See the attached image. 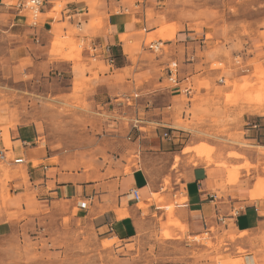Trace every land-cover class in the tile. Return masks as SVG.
<instances>
[{
  "label": "crops",
  "instance_id": "obj_1",
  "mask_svg": "<svg viewBox=\"0 0 264 264\" xmlns=\"http://www.w3.org/2000/svg\"><path fill=\"white\" fill-rule=\"evenodd\" d=\"M123 1L45 0L40 18L32 24L26 11L19 12L11 4L21 0H0V41L3 39L5 43V51L0 53V79L21 81L49 72L61 76L59 68L67 66L70 77L69 93H64L67 96L73 89V77H82L75 73V67L95 64L91 73L85 72L83 78L90 79L101 97L118 102V98L127 95H145L148 99L158 96L164 102L160 107H149L145 112L146 121H136L131 126L135 130L125 131L124 136L131 132V139L120 151L124 162L116 174L99 179H86L83 173L50 165L52 157L38 145L35 127L13 125L9 112L0 102V152L5 159L2 163L10 169L9 190L19 205L18 208L15 204V210L10 211L17 212V217L0 221V240L10 237L20 226L19 210L39 213L57 203L67 204L71 211L81 213L82 219L99 235L118 242L132 240L143 233L160 234L161 226L167 223L169 204H173L172 218L183 227V231L167 227L175 238H195V231L212 225L231 224L233 231L239 234L264 226V179L256 182L257 178H264V154L260 153L264 150V114L246 112L238 125H231L229 131H237L241 134L239 140L245 143L237 149L240 158H228L227 152L215 153L213 163L208 164L193 152L183 153L185 148L200 144L195 141L196 129L208 133L213 129L209 121L195 122L189 128L176 124L178 118L188 122L192 119L187 111L194 104H186L183 97L191 96L187 99L191 100L197 96L198 103H211L217 98L213 95L214 79L220 72L210 69L211 42H206L203 30L183 26L178 30L175 26L160 28L158 36L170 41L161 42V47H166L168 52L161 53L155 62L158 72L154 73L149 63L135 61L125 41L120 40L122 36L139 32L147 35L157 30V27H148V1H144L145 6L135 3L131 10ZM130 1L133 0L124 2ZM257 1L264 12V0ZM57 6L58 13L54 11ZM119 7L121 13L117 14ZM97 18L102 20L101 27L92 24ZM259 26L253 29L251 40L245 39L240 55L231 52L233 61L243 56V64L254 62L264 67V37L260 36L264 26L261 29ZM72 29L78 32L76 41L83 44L79 60L52 55L55 37L66 36ZM228 49L234 51L231 46ZM171 60L178 63L176 86L168 84L164 72ZM251 70L246 66V70L240 72L250 73ZM195 80L207 82L210 91L197 88ZM142 123L145 125L137 126ZM165 132L170 135L168 140L162 137ZM187 133H190L189 139H178ZM132 149L139 168L125 174L123 167ZM175 158L179 159L177 165ZM18 159L22 163L14 164ZM218 163L240 167L237 181L234 173L227 175ZM246 163L251 167L244 168ZM132 189L138 190L139 203L129 195ZM153 195H159L162 201L153 200Z\"/></svg>",
  "mask_w": 264,
  "mask_h": 264
},
{
  "label": "rangeland",
  "instance_id": "obj_2",
  "mask_svg": "<svg viewBox=\"0 0 264 264\" xmlns=\"http://www.w3.org/2000/svg\"><path fill=\"white\" fill-rule=\"evenodd\" d=\"M124 1V6L128 5L131 10L135 3L145 6L146 0ZM147 1L148 27H157V30L147 35L139 32L122 36L120 40L125 41L128 53L133 55L135 61L149 63L154 67V73H157L155 62L168 49L161 47L159 51L152 52L148 45L151 42L170 41L158 36L160 28L175 26L178 30L183 26L206 32L205 40L211 42L212 46L208 50V56L213 57L210 69L220 72L214 79L216 85L213 95L217 98L210 99L211 103H198L197 96L191 100H187L191 96L183 97L186 104H194L187 111L192 119L188 122L178 118L176 124L189 128L195 122H210L213 128L211 132L195 130V141L214 151L209 160L202 158L208 164L213 163L212 156L215 153L222 155L227 152L228 158H232V154L240 158L237 149L245 146V143L239 140L241 134L229 130L231 125L239 124L246 112L264 114V67L261 63L243 64V56L236 59L240 65H235L232 53L240 55L239 50L245 44V39L251 40L256 25L260 24V29L264 26V12L260 2ZM11 4L14 6L17 2ZM121 7L115 13H121ZM59 10L58 6L54 9L57 13ZM92 24L101 27L103 23L97 18ZM77 33L72 29L66 36H56L51 54L63 59L79 60L83 44L76 41ZM260 36L264 37V32ZM229 46L234 51H230ZM4 47L2 39L0 53L5 51ZM173 61H169L168 65ZM245 65L252 69L250 73L240 72L246 70ZM90 66L80 64L75 67V73L82 77H73V89L67 96L64 95L69 93L70 85L67 66L59 68L61 76L49 72L39 78L27 77L21 81L0 79V102L9 112L13 125L27 124L35 127L38 145L52 157L50 165L73 173H83L86 179H99L116 174L117 168L124 162L120 158V151L126 146L124 143L127 144L131 139V132L124 136L125 131L135 130L131 126L136 121H146L145 112L149 107H160L164 102L158 96L148 99L145 95L123 96L118 98V102H114L116 99L103 98L97 94L95 86L90 84V79L83 78L85 72L91 73L95 64ZM164 72L168 81L167 68ZM93 76L96 78L95 73ZM195 81L197 88L210 91L207 82ZM143 123L137 126L145 125ZM189 138L190 133L178 137L181 140ZM260 153L264 154V150ZM134 154L135 150H130L123 173L128 174L139 168ZM178 162L179 159L175 158L174 164ZM218 166L225 168L227 175L234 173L237 181L240 167H229L225 163H218ZM243 167L251 166L246 163ZM9 173L8 166L0 162V221L17 217V212H10L15 210L18 202L12 190H9ZM258 179L264 178H257L256 182ZM228 183L232 182L228 180ZM153 200L161 202L162 198L153 195ZM181 202L177 201L178 204ZM172 214L173 204H169L167 223L161 226L160 234L143 233L132 240L118 242L114 238L99 235L82 219L81 213L71 211L65 203H57L50 210L39 213H21L19 210L21 223L24 224L20 223L15 233L0 240V264H264V226L242 235L235 233L231 224L212 225L195 231V238L184 240L175 238L167 231V227L183 231Z\"/></svg>",
  "mask_w": 264,
  "mask_h": 264
},
{
  "label": "built area",
  "instance_id": "obj_3",
  "mask_svg": "<svg viewBox=\"0 0 264 264\" xmlns=\"http://www.w3.org/2000/svg\"><path fill=\"white\" fill-rule=\"evenodd\" d=\"M158 1H161V0H158ZM44 2L45 0H21V2L14 5V7L19 12L26 11L29 14V19L31 20V23L36 24V22L41 16V8ZM148 49L151 50L152 52L159 51L161 49V41L151 42L148 45ZM235 65H240V64L236 61ZM177 73H178V66H177V63L173 61L167 66L168 82L170 83V85L176 86V84L178 83ZM162 137L168 140L170 135L167 132H165ZM4 161H5L4 156L2 152H0V162H4ZM13 163L21 164L22 160L18 159V160H15ZM129 195L131 196L134 202L139 203L141 201L140 195L137 189L130 190ZM81 208H84V206L82 205Z\"/></svg>",
  "mask_w": 264,
  "mask_h": 264
},
{
  "label": "bare ground",
  "instance_id": "obj_4",
  "mask_svg": "<svg viewBox=\"0 0 264 264\" xmlns=\"http://www.w3.org/2000/svg\"><path fill=\"white\" fill-rule=\"evenodd\" d=\"M247 87V86H246ZM212 148L211 147H208L207 145L205 144H200L198 146H195L193 148H185L183 153H188V152H193L195 153V156L197 158H207L209 160V158L211 157V153H212ZM214 152V151H213ZM230 157L232 158H237V156L235 155H231ZM196 158V159H197ZM206 162V161H205ZM195 163V162H194ZM193 164V163H192ZM224 166V165H222ZM174 167V166H173ZM175 168V167H174ZM243 235V234H242Z\"/></svg>",
  "mask_w": 264,
  "mask_h": 264
},
{
  "label": "trees",
  "instance_id": "obj_5",
  "mask_svg": "<svg viewBox=\"0 0 264 264\" xmlns=\"http://www.w3.org/2000/svg\"><path fill=\"white\" fill-rule=\"evenodd\" d=\"M112 59V58H111Z\"/></svg>",
  "mask_w": 264,
  "mask_h": 264
}]
</instances>
